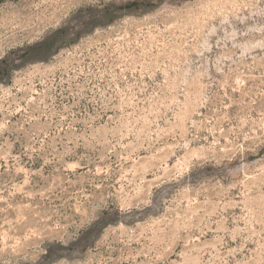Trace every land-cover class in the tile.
Segmentation results:
<instances>
[{"label":"rangeland","instance_id":"obj_1","mask_svg":"<svg viewBox=\"0 0 264 264\" xmlns=\"http://www.w3.org/2000/svg\"><path fill=\"white\" fill-rule=\"evenodd\" d=\"M37 44L0 77V264H264V0H0V60Z\"/></svg>","mask_w":264,"mask_h":264},{"label":"snow or ice","instance_id":"obj_2","mask_svg":"<svg viewBox=\"0 0 264 264\" xmlns=\"http://www.w3.org/2000/svg\"><path fill=\"white\" fill-rule=\"evenodd\" d=\"M163 4H164V0H160V5ZM83 23L84 26L87 27V22L84 21ZM46 39L47 38L43 36L37 37V41H44ZM42 55H43L42 46L40 44H37V46L34 48L23 49L20 53L17 54L16 57L6 58V60H0V77L11 74V70L13 67H15V61L17 58L27 59L30 60V62H34L35 59L41 58ZM6 62H7V67L5 66ZM101 211H103L102 206H101ZM60 259L61 258L59 256H54L52 264H59ZM68 259L70 260L71 257H68Z\"/></svg>","mask_w":264,"mask_h":264}]
</instances>
